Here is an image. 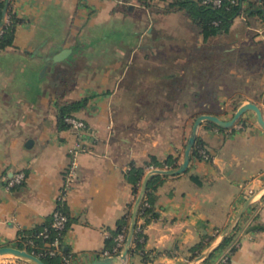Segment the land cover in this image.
Segmentation results:
<instances>
[{
    "label": "crops",
    "instance_id": "obj_1",
    "mask_svg": "<svg viewBox=\"0 0 264 264\" xmlns=\"http://www.w3.org/2000/svg\"><path fill=\"white\" fill-rule=\"evenodd\" d=\"M13 10L22 22L12 46L0 51V247L25 249L22 236L41 230L60 207L68 216L60 240L67 264L104 258L117 221L129 214L130 225L137 196L131 166L168 155L179 165L200 114L228 120L235 105L253 102L264 118L258 20L237 17L223 34L251 47L257 67L242 71L234 46L214 47L223 35L204 42L183 11L163 13L135 0H14ZM241 75L246 87L256 85L249 93L237 90ZM78 100L85 102L71 115L86 129H59L60 106ZM196 136L210 159H190L184 172L160 182L157 216L144 229L150 260L133 254L125 264H214L228 249L231 264H264V193L235 223L231 242L214 249L245 201L264 187V129L247 111L223 130L202 121ZM78 144L84 149L76 178L64 192L70 150ZM20 171L24 180L7 187ZM198 243L201 249L192 251ZM0 264L27 263L1 256Z\"/></svg>",
    "mask_w": 264,
    "mask_h": 264
},
{
    "label": "trees",
    "instance_id": "obj_2",
    "mask_svg": "<svg viewBox=\"0 0 264 264\" xmlns=\"http://www.w3.org/2000/svg\"><path fill=\"white\" fill-rule=\"evenodd\" d=\"M13 1L8 0V4L5 12L3 8L5 6V0H0V51L12 46L14 41V34L18 24L22 22V19L16 15L13 10ZM130 0H123V2H128ZM139 5L145 8H154L152 0H135ZM163 3V8L158 9L163 13H170L175 11H183L186 16L190 19L192 24L196 27L199 34L202 36L203 41L208 39L227 34L230 30V27L235 18L244 16L245 21H251V19L258 20L264 23V0H221L219 6L212 5L211 2L204 3L203 0H159ZM157 9V8H156ZM4 19H7L8 22H5ZM243 57H237L235 60L238 65H244L241 61L247 62ZM222 64L231 63L232 59H221ZM251 69L257 67V62L254 59H250ZM241 63V64H240ZM259 65V64H258ZM85 100H78L74 102H69L60 106L58 113V128L63 129L69 127L65 122V117L71 115L72 112L80 109ZM237 105L233 109H237ZM197 110H205V107L196 108ZM197 117V116H196ZM209 124L214 125L216 128L223 130L224 128L209 122ZM204 147L203 142L199 137L196 136L195 142L192 146L190 159L204 160L202 156L198 153V149ZM210 159V158H209ZM204 160V161H208ZM178 157L174 155H168L165 159L159 160L155 156H150L149 160L143 166H131L128 172V180L132 183L133 194L137 195L138 193V183L143 179L146 174L145 168L148 166H153L156 168H164V166L175 168L178 166ZM166 175L156 174L149 178L147 186L142 197V200L139 204L137 217L135 222V227L132 235L131 244L128 250V255L139 254L144 261L150 260V256L143 250L144 240L146 235L144 229L147 224L154 219L157 214L154 210L153 204L155 199V191L160 184V182L166 178ZM194 182L199 183V180L196 176H192ZM63 211L60 207H58ZM64 212V211H63ZM65 213V212H64ZM66 214V213H65ZM67 215V214H66ZM139 219H142V222H138ZM52 216L50 217L49 222L42 227L41 230L34 231L31 234L23 235L22 241L25 245V249L37 255L47 264H67L62 261V256H66L65 253L62 255L50 256L46 254V250L49 247V243L56 237H61L65 229L61 232L60 235L57 234L55 230L51 228ZM67 226V224H66ZM129 227V214L120 218L117 221L116 228L111 234L106 238V248L112 252L115 246V236L118 232L123 231L128 234ZM259 227V226H256ZM48 230V237L43 238L40 233L44 229ZM237 224L233 228L232 232L229 233L219 244V247L226 246L229 244L234 237ZM32 241V243H28ZM202 247L201 243L196 244L192 251H199ZM194 255V254H193Z\"/></svg>",
    "mask_w": 264,
    "mask_h": 264
},
{
    "label": "water",
    "instance_id": "obj_3",
    "mask_svg": "<svg viewBox=\"0 0 264 264\" xmlns=\"http://www.w3.org/2000/svg\"><path fill=\"white\" fill-rule=\"evenodd\" d=\"M7 4H8V0H5V6L3 8V12H5ZM66 53H67V50H63L57 56H55L54 60L55 61L61 60ZM247 111L254 112L257 123L259 124V126L261 128L264 129V118H263L262 110L253 102H246V103L238 106L237 109L235 110V112L233 113L232 117L228 120H223V119L219 118L218 116L212 115V114H205L204 113V114L198 115L193 122L191 132L188 136V139H187V142H186V145L184 148V152H183V160L178 165V167L170 168V169H155L152 172H148L145 174V176L142 180L139 192L136 196L133 208H132L130 225H129V230H128L126 242H125V245H124L122 251L120 252V254L118 256H108V257H104V258H99V259L93 260L92 262H90L88 264H125V261L127 259V255H128V250H129L131 240H132L134 227H135L138 207H139V204H140L142 197L144 195V192H145L149 178L153 175H156V174L168 175V176L178 175V174H181L182 172H184L186 170L188 163L190 161L191 149H192V146L195 142L197 127L201 124L202 121L212 122V123H214V124H216L222 128H230ZM31 143H32V140H28L26 142V146H29ZM262 193H264V187H262L258 192L251 195L245 201V203L242 205V207L238 210L233 221L229 224V226L226 228V230L222 233L220 240L216 244L214 249L228 235L229 231L232 229V227L235 225V223L238 221V219L241 217V215L244 213V211L247 209V207L252 202H254L257 199V197ZM209 254H210V252L202 254L200 256V259L206 257ZM1 256L15 257L19 260L26 262L27 264H47L41 258H39L38 256L28 252L27 250L19 249V248L12 247V246H1L0 247V257Z\"/></svg>",
    "mask_w": 264,
    "mask_h": 264
},
{
    "label": "built area",
    "instance_id": "obj_4",
    "mask_svg": "<svg viewBox=\"0 0 264 264\" xmlns=\"http://www.w3.org/2000/svg\"><path fill=\"white\" fill-rule=\"evenodd\" d=\"M118 2H123V0H116ZM220 1L221 0H203L204 3L206 2H211L212 5L214 6H219L220 5ZM242 19L245 20L244 16H240ZM5 22H8L7 19H4ZM65 122L68 124V126L73 129L77 134H80L82 131H84L86 129V124L84 123L83 120H81L80 118L74 116V115H68L65 117ZM84 148L82 147V145H75L74 148H72L70 150V163L68 165V167L66 168L65 171V184L64 187L62 189V191H66V189L71 185V183L75 180L76 178V170H77V155L79 152H81ZM198 153L202 156V158L204 160H207L210 158L209 153L207 152V150L204 147H200L198 149ZM155 169H170V167L164 166V168H156L153 166H148L146 167V171L148 172H152ZM24 173L23 172H16L14 173L8 180L6 183L7 187H13L17 184H20L23 180H24ZM249 193L252 194V191L249 190ZM61 199V197H60ZM52 216V222H51V228L53 230H55L57 232L58 235L61 234V232L66 228V224L68 222V216L61 211L59 208H55L51 214ZM139 223L142 222V219H139L138 221ZM40 235L43 238H47L48 237V230L45 228ZM115 246L112 250V252H105V256H118L120 254V252L122 251L125 242H126V234L121 231L118 232L117 235L115 236ZM28 243H32V241H28ZM231 250H227L224 254H222L218 260L214 263V264H231L230 262V255H231ZM33 254V253H32ZM46 254L50 255V256H54V255H62L61 249H60V240L59 237L54 238L50 243H49V247L46 250ZM37 256V255H36ZM62 261L64 263H68L69 262V258L66 256H62Z\"/></svg>",
    "mask_w": 264,
    "mask_h": 264
},
{
    "label": "rangeland",
    "instance_id": "obj_5",
    "mask_svg": "<svg viewBox=\"0 0 264 264\" xmlns=\"http://www.w3.org/2000/svg\"><path fill=\"white\" fill-rule=\"evenodd\" d=\"M152 4H153V7H154V9H160V8H163L162 6H163V3L161 2V1H159V0H152ZM217 46V48H219V49H221V50H223V49H225V48H230V46H234V49H233V51H234V53H235V55L237 56V57H243V59L244 58H246L245 60H247V62H244V61H241L244 65L242 66L241 65V67H243V69H242V71L243 70H245L244 68H247V67H249V65L251 64L250 62V59H249V51L251 50V47L247 44V43H239V44H236V45H234V44H232L231 43V38H229V37H226L225 35H223V36H221V37H218L217 39H216V41H214V47H216ZM208 51H214V49H212V50H208ZM215 52V51H214ZM246 53V54H245ZM248 53V54H247ZM251 55H253V54H251ZM235 60V59H234ZM241 64V63H240ZM224 65H227L228 66V64H224ZM252 65V64H251ZM242 77V75L241 76H239V77H237L236 78V87L237 88H239V89H237L238 91H241V92H243V93H249L248 91V89H251V88H253V87H256V85H255V83H253L251 86H249V87H246V83L244 84L243 82H242V80L241 81H239L240 79L239 78H241ZM241 82V83H240ZM247 86H248V84H247ZM226 87H228V85H223L222 86V90H224ZM234 87V86H233ZM252 91V90H251ZM257 93H254V95H256ZM248 95V94H247ZM253 97V96H252ZM208 110L209 109H213V108H207ZM226 109H228V107H226ZM230 109V108H229ZM236 109H234V111H235Z\"/></svg>",
    "mask_w": 264,
    "mask_h": 264
}]
</instances>
